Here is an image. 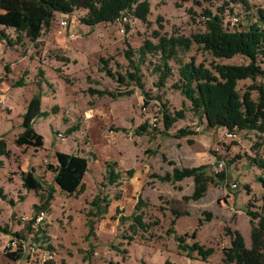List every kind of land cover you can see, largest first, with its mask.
Listing matches in <instances>:
<instances>
[{"label": "rangeland", "instance_id": "374dc122", "mask_svg": "<svg viewBox=\"0 0 264 264\" xmlns=\"http://www.w3.org/2000/svg\"><path fill=\"white\" fill-rule=\"evenodd\" d=\"M148 1L149 24L129 14V30L120 21L91 28L81 22L85 10L57 13L50 29L36 42L26 38L17 43V32L6 25V13L0 11V137L10 151L8 157L0 156V189L6 196L0 195V227L8 231L0 230V264H234L230 250L236 233L251 247L252 231L260 222L246 209L264 214V189L259 180L264 170L250 157L264 159L263 146H259L264 144V134L233 130L235 136L230 138L225 128L206 130L205 121L199 122L191 102L175 87L180 64L192 57L209 68L216 62L247 65L249 59L243 55L216 58L194 43L190 50L180 48L169 61L171 70L161 87L159 56L149 53L140 58L139 49L146 39L158 42L153 31L187 37L206 32V11L219 13L228 31L246 29L256 20L257 8L264 9V0H246L248 6L240 2L226 5L224 0ZM235 17L238 21L233 24ZM62 20L68 22L66 27L60 24ZM126 51L140 65L143 88L130 79L119 80V74L134 70ZM101 58L109 61L114 76L102 71ZM39 68L45 70V79L40 78L42 110L50 113L33 123L44 139L43 148L35 149L18 145L16 140L23 131L26 106L38 91ZM25 70L26 85L14 87ZM259 86L264 87V75L255 82L240 80L237 89L241 95L251 89L257 101ZM90 89L106 93L93 95ZM165 110L174 117L177 111L182 112L167 134ZM155 118L156 127L152 125ZM73 126L77 129L69 134ZM180 129L192 134L181 136ZM191 148L195 151L190 159L207 165L208 191L199 200L186 198L194 192L193 177L181 183L160 179L176 166L178 150ZM56 151L88 159L83 192L70 195L56 184L50 168L57 163ZM220 160L226 166L217 174ZM106 162H113L115 171L122 173L115 184L105 180ZM31 170L43 185L41 192L28 191L23 185L22 173ZM51 189L55 190L54 199L45 205ZM98 194L102 205L97 209L93 200ZM140 198L144 205L137 211ZM35 205L45 206L40 227L48 240L37 235V242L28 229L37 227L30 224L38 212ZM135 212L149 228L133 224ZM179 236L188 245L197 242L213 252L204 258L197 251H184ZM28 245L34 248L28 250ZM19 250L22 258L10 256Z\"/></svg>", "mask_w": 264, "mask_h": 264}, {"label": "trees", "instance_id": "16d2710c", "mask_svg": "<svg viewBox=\"0 0 264 264\" xmlns=\"http://www.w3.org/2000/svg\"><path fill=\"white\" fill-rule=\"evenodd\" d=\"M242 3L246 6V0H224V4ZM76 10H85L86 14L81 18V22L91 28L100 23H113L117 21L123 13L133 14L143 23L149 24L148 15L150 14V3L148 0H0V11L6 13L5 23L9 28L17 32L16 41L21 43L25 39L36 42L43 34L44 30L50 29L56 13L72 14ZM232 11V10H231ZM256 20L246 29H234L228 31L224 28L223 18L220 14H213L211 11L205 12V23L207 31L201 34H193L190 37L180 35L168 36L160 31H153V36L158 39L154 43L146 39L139 49L140 58L146 57L147 54H157L160 65L157 70L160 72L158 84L162 87L168 78L170 67L169 61L177 56L179 49L190 50L193 44L209 51L216 58L230 59L236 55H243L249 59L247 65H231L223 63H212L207 67L203 63H197L195 58L189 62L180 64L179 79L175 83L180 92L191 102V111L199 119L205 121V129L225 128L228 131L233 130H251L257 134H264V87L259 86L258 100L252 98L251 89L241 95L237 89L240 80L251 79L254 82L259 76L264 75V9L257 8L255 14ZM125 29L129 30L130 25L125 24ZM1 36L6 35L1 32ZM12 45L11 39L7 40ZM125 55L130 58V63L134 70L128 72L125 76L119 74L120 82H135L139 88H143L139 74L141 72L139 63L131 60L132 54L126 51ZM103 63L102 71L107 75L114 76L109 68V61L101 58ZM135 64V65H134ZM28 71L25 70L23 75L14 83V87L26 85L25 78ZM39 78H37L38 91L33 94L29 100L26 110L22 115V133L17 137L18 145H26L35 149H41L44 146V139L33 127L35 119L39 116H48L49 111L42 110V82L45 79V70L39 68ZM249 88H253L252 86ZM131 91H129L130 93ZM91 94L103 95L106 92L90 89ZM116 97L115 93H109ZM145 103L148 105V101ZM165 108V106H163ZM165 134L171 128L176 116L181 117V110L175 113V117L168 111H163ZM76 127L68 129L69 134L76 131ZM179 134L185 136L192 134L186 129H180ZM259 146H263L264 144ZM10 151L7 148L6 141L0 137V156H9ZM57 163L50 165L54 172V179L59 188L72 195L81 193L85 189L83 178L88 171V159L75 153H66L61 151L55 152ZM252 163L258 168L264 170V159L250 157ZM1 162V161H0ZM2 164V163H1ZM174 164V163H172ZM107 176L105 180L109 184H115L121 178V172L115 171L113 162H106ZM207 165L199 167L182 168L173 167L171 173L161 176L163 181L178 182L185 178L193 177L195 189L188 199L199 200L204 197L208 191V177L206 175ZM132 174V171H128ZM24 187L29 190L41 192L43 185L35 177L34 171L22 173ZM264 189V176L259 177ZM105 186V183H102ZM55 190L51 189L47 193L45 205L54 199ZM1 197L5 198L3 191L0 189ZM44 195H42V198ZM107 198V196H105ZM104 197V198H105ZM101 194H98L93 200V204L98 209L102 205ZM264 200V192H263ZM143 199H139L136 210L140 211L139 206H143ZM264 206V203H263ZM38 212L45 211V206H34ZM37 212V213H38ZM246 212L251 218L258 219L260 224L252 231V245L247 247L243 238L236 233V239L232 242V250L235 255L234 264H264V214L252 211L250 208ZM143 216L135 212L132 217L133 224L140 228H149V225L143 222ZM173 222V221H172ZM35 219L30 221L31 226ZM201 224V221H200ZM34 235V240L38 242L39 235L42 240H48L47 233L42 227L37 229L28 228ZM0 230L7 231V229ZM19 239H23L19 233H15ZM196 237V231L193 232V238ZM179 246L182 250L189 253L197 251L199 255L207 258L213 249H204L197 242L188 245L183 236L178 238ZM228 256V254L226 253ZM10 256H16V259L22 258V250L12 253Z\"/></svg>", "mask_w": 264, "mask_h": 264}, {"label": "built area", "instance_id": "2783aa9c", "mask_svg": "<svg viewBox=\"0 0 264 264\" xmlns=\"http://www.w3.org/2000/svg\"><path fill=\"white\" fill-rule=\"evenodd\" d=\"M117 21L124 22L125 24H127V23L129 24V23H130L129 14H127V13H123L122 16H121ZM237 21H238V17H235V18L233 19V24H235ZM60 24L63 25V27H66V26L68 25V22H67L66 20H62V21L60 22ZM71 36H74V35L71 34ZM2 102H3V100L0 99V106H1ZM156 120H158V119L155 118L154 121H153V123H152V125H153L154 127L157 126V121H156ZM226 136L232 138V137L235 136V134H233L232 132L228 131V132L226 133ZM62 140H65V137H63ZM225 166H226V165H225V162L222 161V160H220V161L218 162V165H217L216 169H215V173H217V174H218V173H221L222 170L225 168ZM232 186H233V187H236L237 184H236V183H233ZM34 218H35V226H37V227L40 226V224L43 222V220H44V218H45V212H44V211H40V212L36 213ZM37 227H36V229H37ZM24 248H25V245H24ZM30 248H34V245H28V250H29Z\"/></svg>", "mask_w": 264, "mask_h": 264}, {"label": "crops", "instance_id": "0c3cea01", "mask_svg": "<svg viewBox=\"0 0 264 264\" xmlns=\"http://www.w3.org/2000/svg\"><path fill=\"white\" fill-rule=\"evenodd\" d=\"M57 14V13H56ZM60 14H62V13H60ZM200 128H198V129H196V130H199ZM171 130V128L168 130V131H170ZM195 130V129H194ZM196 135H193V137H195ZM180 144H178L177 146H179ZM180 147H178V149H179ZM195 150L193 149V148H191V149H184L183 151H182V149H181V151L180 150H178V153H177V159H175V162H176V166H178L180 169H182V168H184V167H199V166H201V163L199 162V163H194L193 161H192V159H190L191 158V156L193 155V152H194ZM197 162V161H196ZM173 167V166H172ZM172 167H171V170H173L172 169ZM172 172V171H171ZM190 178V177H189ZM189 178H185V179H189ZM184 180H182V181H178L179 183H181V182H183Z\"/></svg>", "mask_w": 264, "mask_h": 264}]
</instances>
